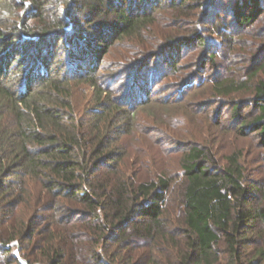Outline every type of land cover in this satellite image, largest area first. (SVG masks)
I'll return each instance as SVG.
<instances>
[{
	"label": "trees",
	"instance_id": "1",
	"mask_svg": "<svg viewBox=\"0 0 264 264\" xmlns=\"http://www.w3.org/2000/svg\"><path fill=\"white\" fill-rule=\"evenodd\" d=\"M219 1L0 0V253L7 264H20L12 241L27 264H138L146 240L170 251L173 264H243L254 237L260 244L247 264H264V183L246 173L241 150L220 155L189 141L179 175L161 169L138 179L122 169L121 138L150 103L159 68L186 90L216 64L210 48L196 71L178 60L182 48L205 45L198 28ZM263 3L233 0V25L258 21ZM159 11L170 12L171 24L157 25L155 36ZM132 41L137 46L125 48ZM120 49L117 68L98 73ZM151 61L154 74L146 70ZM130 69L123 91L116 83ZM238 92L248 95L231 105L238 134L255 133L264 147V54L247 79L212 84L218 97ZM241 107L254 117H243Z\"/></svg>",
	"mask_w": 264,
	"mask_h": 264
},
{
	"label": "rangeland",
	"instance_id": "2",
	"mask_svg": "<svg viewBox=\"0 0 264 264\" xmlns=\"http://www.w3.org/2000/svg\"><path fill=\"white\" fill-rule=\"evenodd\" d=\"M232 4L233 0L218 2L211 19L205 25L200 23L198 28L205 38V45L182 48L181 58L178 60L180 67L188 66L187 69L191 72L196 71L198 62L205 58L206 50L210 48V51L215 52L216 64H206L186 90H180L178 80H175L173 75L170 76L164 66L159 68L162 73L160 76L157 75L155 79L157 83L147 97L151 99L150 103L136 110V117L131 121L129 132L121 138L122 150L126 154L122 163L123 171L139 172L138 179L155 175L161 169L171 176L179 175L177 161L182 147L189 141H195L214 146L220 155L241 150L246 173L250 174L252 179L264 183V147L259 143L255 133L246 136L238 134L237 127L241 120L237 122L231 112V105L238 98L245 99L248 95L238 92L231 97H218L212 93L213 82L223 76L247 79L264 54V14L250 26L233 25L232 15L228 11ZM169 13L158 12L155 25L151 28L153 35L160 33L156 30L157 25H164L168 29L171 24L168 20L171 17ZM186 20V18L181 20L182 26H186ZM147 31L145 33L148 35ZM135 45L137 46L136 42L132 41L125 48L131 46L135 48ZM138 47L141 49V46ZM121 48L125 50L124 46ZM123 49L107 56L98 73L106 75L114 71L117 68L116 64L121 61ZM155 66L153 61L148 62L147 72L152 74ZM133 70L126 72L123 79L116 83L125 84L123 91L128 86L129 82L126 80L133 75ZM91 90L92 87L87 86L86 93L90 94ZM132 107L135 108V105ZM240 111L247 120L256 113L250 107H241ZM170 212L172 214L177 212L174 211L173 205ZM146 242L141 243L145 245L136 250L138 264H145L151 257H154L157 264L175 262L165 247L158 243L153 246ZM254 242L247 249L248 254L242 258L243 264L254 258L253 250L260 244L255 237ZM32 244L33 242L30 243ZM8 246L13 247L12 253L19 262L24 260L19 256L17 241H12ZM2 261L7 264V256L0 253V262Z\"/></svg>",
	"mask_w": 264,
	"mask_h": 264
},
{
	"label": "water",
	"instance_id": "3",
	"mask_svg": "<svg viewBox=\"0 0 264 264\" xmlns=\"http://www.w3.org/2000/svg\"><path fill=\"white\" fill-rule=\"evenodd\" d=\"M20 260V259H19ZM21 264H26V262L24 260H20Z\"/></svg>",
	"mask_w": 264,
	"mask_h": 264
},
{
	"label": "built area",
	"instance_id": "4",
	"mask_svg": "<svg viewBox=\"0 0 264 264\" xmlns=\"http://www.w3.org/2000/svg\"><path fill=\"white\" fill-rule=\"evenodd\" d=\"M12 244H14V245H15V243H12Z\"/></svg>",
	"mask_w": 264,
	"mask_h": 264
}]
</instances>
